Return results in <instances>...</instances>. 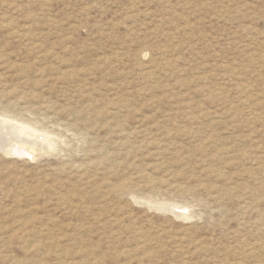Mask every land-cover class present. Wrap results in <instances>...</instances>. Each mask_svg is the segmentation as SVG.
Here are the masks:
<instances>
[{
	"label": "rangeland",
	"instance_id": "1",
	"mask_svg": "<svg viewBox=\"0 0 264 264\" xmlns=\"http://www.w3.org/2000/svg\"><path fill=\"white\" fill-rule=\"evenodd\" d=\"M0 26V120L51 147L0 151V264H264V0H0Z\"/></svg>",
	"mask_w": 264,
	"mask_h": 264
},
{
	"label": "bare ground",
	"instance_id": "2",
	"mask_svg": "<svg viewBox=\"0 0 264 264\" xmlns=\"http://www.w3.org/2000/svg\"><path fill=\"white\" fill-rule=\"evenodd\" d=\"M21 148L30 149L34 152L35 149L36 150L39 149V151H48L51 147H50V143L46 136L44 135L39 136L36 134V132H34V130L30 129L27 126H24L18 123L14 124L12 121L4 120L2 118L0 120V151L3 153H7V154H10L13 152L14 154L16 150H21ZM22 154L23 153H21V155Z\"/></svg>",
	"mask_w": 264,
	"mask_h": 264
}]
</instances>
